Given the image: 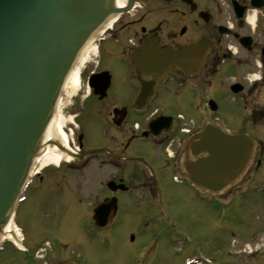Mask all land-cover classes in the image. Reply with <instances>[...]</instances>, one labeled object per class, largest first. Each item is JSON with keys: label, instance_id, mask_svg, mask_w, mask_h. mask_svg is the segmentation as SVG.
Here are the masks:
<instances>
[{"label": "flooded vegetation", "instance_id": "obj_1", "mask_svg": "<svg viewBox=\"0 0 264 264\" xmlns=\"http://www.w3.org/2000/svg\"><path fill=\"white\" fill-rule=\"evenodd\" d=\"M97 42L93 66L86 67L82 89L68 113L74 125L71 139L64 132L68 149L61 152L57 166L49 162L41 166L44 154L38 157L15 215L16 224L30 217L33 238L48 245L44 257L55 259L48 263L87 264L82 256L53 257L59 246L68 248L61 243L63 237L86 252L94 251L99 242L109 244L116 238L117 224L131 197L155 198L157 182L148 152L163 151L173 170L185 178L180 184L188 181L181 169L187 139L167 113L184 107V93L212 114L223 108L237 113L231 116L232 126L224 128L249 135L255 142V158L244 178L221 199L251 194L260 209L264 204V0H133L128 10L102 28ZM144 45L174 53L193 48L203 60L188 70L154 78L145 71L137 73L132 61ZM158 117L169 118L171 124L159 123L154 129L159 134L154 136L149 124ZM168 129L174 132L169 134ZM170 143L172 158L165 152ZM48 144L60 142L54 138ZM28 200L35 206L21 213ZM99 207L97 222L102 228L93 222ZM36 211L47 223L57 216L55 234L38 226ZM69 211L82 229L64 233L60 218ZM21 225L26 227L24 222ZM27 255L23 260L32 264Z\"/></svg>", "mask_w": 264, "mask_h": 264}, {"label": "water", "instance_id": "obj_2", "mask_svg": "<svg viewBox=\"0 0 264 264\" xmlns=\"http://www.w3.org/2000/svg\"><path fill=\"white\" fill-rule=\"evenodd\" d=\"M120 11L115 0H0V234L41 148L67 74L87 41ZM202 60L193 48L173 53L147 45L132 58L138 73L154 78ZM166 120L154 121L152 133L159 123L168 126ZM253 149L247 135L207 124L189 139L183 169L201 193L218 195L243 176Z\"/></svg>", "mask_w": 264, "mask_h": 264}, {"label": "rangeland", "instance_id": "obj_3", "mask_svg": "<svg viewBox=\"0 0 264 264\" xmlns=\"http://www.w3.org/2000/svg\"><path fill=\"white\" fill-rule=\"evenodd\" d=\"M97 39L98 36L93 39L91 50L77 68L80 73L78 87L74 93L67 90L61 103V125L68 129L64 132L70 139L73 137L71 132L74 131V125L71 124L72 115L68 113L74 101L73 97L82 89L81 78L86 67L93 66ZM70 92L73 95H70ZM181 99L184 107L177 110L170 108V112H167L176 120L178 116L182 118L177 120L181 127L191 123L193 127H199L213 121L223 127H231V116L237 114L228 108L212 114L199 107V101L193 99L189 93H184ZM147 158L157 182L155 198L147 200L138 195L131 197L129 209L117 224L116 238L109 244L107 241L99 242L94 251L88 249L86 252L74 242L68 243L63 237L61 243L68 244V248L59 246L54 258L61 260L82 256L87 264H264V204L259 209L260 202L256 197L252 198L251 194H248L247 198H236L234 203L225 209L219 208L213 202L209 204L207 197L201 201L187 182H173L175 170L163 151L160 155L156 151L148 152ZM224 198L226 199V195ZM29 204L30 200L23 203L20 212L24 213L28 207L34 205ZM70 213L66 212L60 218L64 224V233L82 229L80 224L77 225V217L72 219ZM41 215L39 211L34 213V216L38 217V226L45 228L47 233L55 234L57 216H51L47 223ZM59 216H62L61 212ZM29 218L22 219L20 223L17 221L16 224L22 229L24 246L29 250V255H25L29 259L39 257L40 264L55 262L53 258L48 261L47 257H44L45 253L37 250L42 248L44 243L40 242L41 239L33 238L32 221ZM21 222H24L25 228ZM131 237L134 238L133 241ZM256 250L261 252L249 256L250 251ZM18 251L13 243H7L0 252V264H30L23 260L21 251Z\"/></svg>", "mask_w": 264, "mask_h": 264}, {"label": "bare ground", "instance_id": "obj_4", "mask_svg": "<svg viewBox=\"0 0 264 264\" xmlns=\"http://www.w3.org/2000/svg\"><path fill=\"white\" fill-rule=\"evenodd\" d=\"M125 3H126V0H115V6L117 8L123 7L125 5ZM86 48H87V46L81 51L80 55L77 58L76 64L78 66L84 60V57H85L84 52H85ZM95 50H96V46L94 48V51ZM76 64L74 65L73 69L69 73V75L66 79L65 85L62 89V92L63 91L67 92V90H70L71 92L74 93V90L76 89V87H78V83H79L78 69H77L78 67H76ZM71 92H70V95H73V93L71 94ZM61 120H62L61 115L57 114V112H56V115L52 119L50 127L45 134L44 141H48L51 139L53 140L55 138L56 140H58L61 143V145L64 148L68 149L67 137L63 133L64 130H63V127L61 125ZM43 150H44L43 151L44 152V161L41 163V166L47 164V162H50V164L54 165V166L59 165V163L61 162V160L63 158L62 155L60 154L61 152H59L55 147H52V148L46 147L45 149L43 148ZM14 231L15 230L13 228V223L10 221L6 226L4 233L0 237L1 238L0 243L3 241H7V240H11V241H14L16 243V240L13 239V237L15 236Z\"/></svg>", "mask_w": 264, "mask_h": 264}]
</instances>
